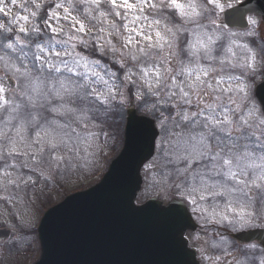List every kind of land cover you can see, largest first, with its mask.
<instances>
[{
    "label": "snow or ice",
    "instance_id": "1",
    "mask_svg": "<svg viewBox=\"0 0 264 264\" xmlns=\"http://www.w3.org/2000/svg\"><path fill=\"white\" fill-rule=\"evenodd\" d=\"M167 2L170 6L175 7L180 15H184L181 0H167ZM190 3L192 14L198 16L200 13L195 7V0H190ZM207 3L214 10H223V6L217 0H207ZM149 7L155 8L156 2H150V0H137L136 3L130 2V0H0V14L9 18L7 24L0 23V47L5 50L3 54H0V64L12 71L13 74H19L25 78L31 76L33 70L47 69L49 74H62V68L65 72L75 74L76 77L82 76L79 79L82 83H76L70 78L58 81L59 87L56 94L72 95L79 90H84L88 97L98 102L96 107L107 106L105 108L107 111V108L112 106L113 101L123 104L125 100L119 85L110 82L115 74L106 72L105 75L109 79H105V75H101L98 71H92V76L96 78V82L103 84L104 90L94 87L86 74L82 75L78 72L82 63L85 68H89L84 57L77 51L78 45L88 47L91 40H94L98 51L122 53L125 48H135L142 53L144 51L143 45H150L154 38L161 36L158 28L153 27V25H159L160 21L156 19L150 21L146 25L147 32L131 29L130 32H135L136 36L141 37L140 40H137L131 34H122V28L128 29L127 23L118 24L115 19H110V17L127 20L128 13L136 10L138 14L135 19L148 20V16L144 15V12L145 8ZM13 8H20L25 14L19 12L13 14ZM80 8H83L82 12ZM93 21L102 23L107 27L100 26L97 29V34L93 36L95 27L91 23ZM210 22L216 24L215 20ZM249 24L254 27L242 34L244 37H254L258 34V29L264 28V20L250 18ZM102 33H107L109 37L116 33L115 37L121 42L119 49L111 39L100 35ZM233 43L238 44V41L233 40ZM201 44H203L202 41ZM240 45L249 53L242 65L247 75H254L258 67L264 68V45L259 48L251 47L247 42ZM257 57L260 59L258 60ZM132 59H136L135 54H133ZM94 63L99 65L98 61ZM89 70L91 71L90 68ZM185 71L187 72L188 69L186 68ZM140 72L144 88L148 90L149 96L157 97L159 103H168L167 100L160 99L162 94L155 87L159 82V69L141 68ZM150 72L152 75H149ZM133 75L137 74H126L124 81L126 83L132 82ZM207 76L206 71L198 74L195 77V82L203 84V77ZM176 84L177 81L172 77L169 87L172 88ZM209 87H214L218 94L213 95L211 101L206 95L201 94L197 97L195 105L192 103L190 93L185 91L183 85L176 88V91L183 97L181 101L183 106L180 107L175 103L171 106L177 109L180 120L184 122L194 121L204 129H218L220 132L229 135L233 131L250 130V134L257 138V142L264 145V113H258L254 107L243 104L247 100V84L244 82V75L242 74L240 77L229 76L227 83L223 77H217L209 83ZM4 92L5 89L0 87V108H6L9 112L7 122L4 123L5 126L0 127V139H6V143L0 144V161H2L0 162V190L7 191L12 186L18 188L21 183L27 185L31 182V176L25 179L16 173V168L21 165L22 159L24 164L21 168L39 169L40 175L44 176L45 169L41 165L45 163V153L49 166H59L66 159L70 161L79 156L80 146L84 148L85 152L91 147L93 141L91 133L88 134L87 140L78 137L79 146L62 147L64 140L56 135L54 129L42 128L36 130L34 134H29L24 122L11 124L16 119L14 113L19 111L20 106L14 105L10 99H6L3 95ZM173 94L171 91L167 93L169 96ZM137 98L143 99V93L138 91ZM230 105L232 107H229ZM190 106H194L195 110H192ZM242 109V115L234 118L233 113L240 112ZM68 110L74 109L69 108ZM77 119H87L86 110H81ZM234 124L235 128H233ZM8 131L11 134H8ZM193 136L194 142L191 147L195 155L199 157L212 153L209 157L210 160L221 159L227 168L226 175L230 176L235 184L241 186L243 201L238 207H233L231 204L227 205V212L232 213V215L221 212L218 214L219 219L216 222L227 221L228 223L239 224L243 229L256 218L264 217V155L253 158L252 153L246 150L237 156V160H243L244 164L237 163L234 165L231 157L224 154L230 152L234 145H229L227 148L214 145L212 139L205 132L193 133ZM68 153H72V155L68 156ZM249 168L259 169V171L254 173L251 178H246ZM175 186L179 188L180 184ZM181 194L186 195V198L195 204L194 198L183 192ZM201 199H203V194H201ZM212 247L220 249L221 254L205 255L204 259L208 260L209 264H223L222 257L233 256V253L228 250V242L223 237L219 241L213 242ZM256 247L255 244L243 245L240 257L233 256L231 264H243L242 258H247L243 249L254 250ZM256 259L259 264H264V249Z\"/></svg>",
    "mask_w": 264,
    "mask_h": 264
},
{
    "label": "clouds",
    "instance_id": "2",
    "mask_svg": "<svg viewBox=\"0 0 264 264\" xmlns=\"http://www.w3.org/2000/svg\"><path fill=\"white\" fill-rule=\"evenodd\" d=\"M182 4L183 16L175 7L170 6L167 0H156V7L148 8L149 14L158 17L156 20L160 21L159 25H153V27L158 28L161 36L154 38L150 45H143L144 51L142 53L135 48H125L122 53L101 50L105 55L113 57L119 53L121 61L124 62L122 66H127V62L130 61L131 67L128 68V71L137 74L136 83L143 88L141 68H158L160 76L155 87L162 94L160 99L168 101V103H160L162 107H167L173 103L180 107L183 106L181 104L183 97L176 91L180 85H183L185 91L190 93L192 103L195 105L197 97L201 94L206 95L210 101L213 95L218 94L214 87H209V83L215 78L223 77L227 83L228 77L234 76L233 73L236 71L246 74L242 65L249 53L240 44L233 43V40L244 37L242 34L246 32L232 33L212 24L210 21L214 20L212 17L215 15V10L208 5L207 0H195V7L200 13L198 16L192 14L190 0H183ZM174 17L179 19L178 24L173 22ZM185 34H187V42L181 47L178 41L183 39ZM115 35L116 33H113V36ZM210 37L211 39H209ZM117 49H119L118 46ZM4 51L0 47V54H3ZM133 54H135L136 59H132ZM16 55L18 56V54ZM186 68L188 69L187 72L185 71ZM205 71L208 76L203 77L204 83H196L195 77ZM69 74L68 72L49 74L45 69L33 70L28 78L13 74L14 78L19 81V87L9 90V99L14 105L20 107L19 111L14 113L16 119L11 124L14 125L22 121L28 131L51 128L55 130L58 137L64 140L62 147L77 146L79 134L73 125L79 120L75 110L67 109L59 112V115L64 119L63 124H56L55 120L42 122L40 118L43 110L49 108L52 100L57 97L71 99L74 102L80 101L85 106L91 104V98L85 94L84 90H79L72 95L56 94L59 87L58 81L70 78L76 83H82L76 76ZM149 75L152 73L150 72ZM172 77L175 78L177 84L170 88ZM194 84L195 87H193ZM170 91L174 93L171 96L167 95ZM145 94L149 95L147 89ZM96 110L99 111V108L97 107ZM52 111L58 110L52 109ZM242 113L243 109L240 112H234V118H238ZM8 115L9 112L6 108H0V123H6ZM177 115L179 116L178 112ZM187 123L188 132L166 146L164 159L167 164L177 169L176 175L182 177L179 183L180 187H176L177 190H182L186 194H199L198 198L195 199L194 205L196 207L193 208V211L201 214L205 224L211 225L217 223L219 213L227 211V205L231 204L233 207H238L243 201V194L240 191L241 186L233 183L232 178L226 175L227 168L221 159L210 160L209 157L212 153L199 157L195 155L191 147L194 142L193 133L205 132L212 139L214 145H220L223 148L234 145L230 152L224 153L231 157L234 165L237 163L244 164L243 160H237V156L246 150L252 153L253 158L264 155V145L257 142V138L250 134V130L233 131L229 135L220 132L218 129H204L194 121ZM233 128H235V124ZM8 134H11L10 131ZM2 143H6V139H0V144ZM46 157L47 154L45 153L44 159ZM257 162L259 161L257 160ZM182 163L184 166L181 168L180 164ZM23 164L24 160L22 159L21 165L18 167L21 168ZM194 164L196 167H193ZM258 171L259 169H247L246 178H251ZM201 194H203V199H201ZM226 226L233 230L241 229L239 224L228 223ZM255 227L257 225L253 221L243 229ZM259 227L264 229V223L260 224ZM243 251L247 254V258H242L243 264H259L256 257L262 254L261 248L243 249Z\"/></svg>",
    "mask_w": 264,
    "mask_h": 264
},
{
    "label": "rangeland",
    "instance_id": "3",
    "mask_svg": "<svg viewBox=\"0 0 264 264\" xmlns=\"http://www.w3.org/2000/svg\"><path fill=\"white\" fill-rule=\"evenodd\" d=\"M225 1L226 0H217L223 8L225 7ZM130 2L136 3L137 0H130ZM150 2H156V0H150ZM181 2H183V0H181ZM12 11L13 14L17 12L25 14L20 8H13ZM80 11L82 12L83 8H80ZM121 11L123 10L121 9ZM220 11L221 10L216 9V16L212 17V19L218 20L220 18ZM137 14L136 10H132L128 13L127 20L115 17H110V19H115L118 24L127 23L128 29L122 28V34H131L135 36L137 40H140L141 37L136 36L135 32H130V30L137 29L147 32L146 25L150 21L158 19V17L150 15L148 8H145L144 12V15L148 16V20L142 18L135 19ZM8 19V17L0 14V23L7 24ZM173 22L176 23L174 20ZM91 23L95 25L93 36L97 34V29L100 26L107 27L95 21ZM109 31H111V29H109ZM100 35L105 36L107 39H111L118 47L120 46L121 42L117 37H109L107 33H102ZM152 35L154 37V32ZM183 40L182 47L187 42V34L184 35ZM237 41L238 44H242L241 37L237 38ZM178 43L180 44L181 40L178 41ZM248 43L252 47L250 42ZM77 51L81 53L91 69L90 71L89 68H85L82 63L78 72L82 75L86 74L89 82L99 90H104V86L102 83L96 82V78L92 76V71H98L101 75H105L106 72L114 73L115 76L110 82L119 85L120 91L125 97L124 103L121 104L118 101H113L112 106L108 107L107 111H105L107 106H101L99 111H97L96 105L98 102L92 98L91 104L85 106L80 101L74 102L71 99H61L57 97L52 100L49 108L43 110V114L40 117L41 121L55 120L56 124L64 123V119L59 115V112L71 108L79 115L81 110H86L87 119L79 120L73 127L76 128L79 137L83 140H87L88 134L91 133L93 135V141L87 152L80 146L79 156L74 157L70 161L66 159L65 162L61 163L59 166H49L46 157L45 163L41 165V167L45 169L44 176L40 175L39 169L30 170L28 168H16L17 174L23 176L25 179L31 176L32 179L27 185L21 183L18 188L12 186L7 191L1 190L0 192V226L4 225L9 228L14 227L19 231L18 235H12L8 243L0 245V264H30L36 261L39 257L40 249L38 240H36V235L33 234V229L42 216L41 212L44 211L43 207H47L46 205L43 206L44 196L53 192L50 203L59 202L67 195L66 193H72L75 190L94 185V183L100 179L112 159L115 158L121 150L126 109L130 102H134V105L138 108V112L155 117L156 126H158L159 129L156 154L153 157L154 159L148 163L142 171L144 182L139 190L136 202H145V200L151 196H155L158 200L160 199L164 202L169 201L171 197H177L179 199L183 198L190 206L192 205L191 200L186 198V195H182V190H177L175 186L180 183L182 177H178L176 175L177 169L167 164L164 159L166 146L188 132V123L180 120V117L177 115V109L173 108L171 105L162 107L157 97L146 95V88L140 87V85L136 83L137 75H133L132 82L130 83L124 81L125 75L130 73L128 68L131 67V62L128 61L127 66H122L124 62L121 61L119 53H117L115 57L105 55L102 51L96 50V42L94 40H91L88 47L78 45ZM95 61H98L99 65H96L94 63ZM258 69L260 70L259 67ZM45 70L48 71L47 69ZM61 71L62 73L65 72L63 68ZM69 75L74 76L75 74ZM233 75L240 77L242 73L236 71ZM243 75L244 82L247 84V100L244 101L243 104L248 107H254L258 113H263L258 107V104L255 103L256 101L251 93V84L258 80L260 75L257 76V71L254 75ZM77 78L81 79L82 76ZM105 79H109V77L105 75ZM0 87L5 89L3 95L6 99H9L7 88L4 87L3 84H0ZM138 91L143 93V99L137 98ZM190 107H192V110H195L194 106ZM52 109H57L58 111H52ZM107 118H109L108 122L106 120ZM4 126L3 123H0V127ZM36 130L38 129L30 130L29 134H34ZM71 155L72 153H68V156ZM183 166V163L180 164L181 168ZM193 167H196V165L194 164ZM56 186L60 189L53 188ZM61 186H63V190ZM23 188H26V191H23ZM48 189H50V192L46 194L45 191H48ZM51 189L54 190L51 191ZM37 195H39L38 199ZM187 195L194 199H197L199 196L198 193ZM226 214L232 215V213L227 211ZM194 241L195 238L192 240L195 244ZM205 254L209 256L217 255L214 251H207ZM205 263L209 264L207 262Z\"/></svg>",
    "mask_w": 264,
    "mask_h": 264
},
{
    "label": "water",
    "instance_id": "4",
    "mask_svg": "<svg viewBox=\"0 0 264 264\" xmlns=\"http://www.w3.org/2000/svg\"><path fill=\"white\" fill-rule=\"evenodd\" d=\"M247 10L264 16V0H246L226 12V22L234 24L230 17L238 13L242 19L240 13ZM254 90L264 112V80ZM127 117L123 150L99 183L43 215L38 226L41 255L34 264H199L184 237L196 225L182 201L134 202L142 184L140 169L154 153L158 131L153 119L137 115L133 106ZM8 234L1 229L0 241ZM233 237L259 241L264 248V230Z\"/></svg>",
    "mask_w": 264,
    "mask_h": 264
},
{
    "label": "flooded vegetation",
    "instance_id": "5",
    "mask_svg": "<svg viewBox=\"0 0 264 264\" xmlns=\"http://www.w3.org/2000/svg\"><path fill=\"white\" fill-rule=\"evenodd\" d=\"M240 1H243V0H226L225 1V4H224L225 7L223 8V10L220 11L221 12L220 18L218 20L217 19L215 20L217 27H219L217 25V22L222 19V17H221L222 12L225 9L233 7L235 4L239 3ZM230 5H231V7H229ZM215 16H216V14L213 17H215ZM240 16H242V15L240 14ZM250 18L256 19V20H264V18L261 15H259L258 13L257 14L249 13L246 16L247 28L245 30H242L239 28H229L226 30H228L229 32H232V33L247 32L254 27V26L249 24ZM230 21L233 23L235 22L234 18ZM257 32H258V34L254 37H241L242 38V44L246 43V42L247 43L250 42V44L254 48H259L261 45H264V28L258 29ZM257 58L260 59V57H257ZM0 65H1L0 66V80H3L5 82L7 76H6V73L3 69L2 64H0ZM13 78H14V76H13ZM15 80H16L15 86L13 88L8 89V91L11 89L17 88V79L15 78ZM257 207H259L258 204H257ZM194 216H195V220L199 226L195 230L196 234H197V242H198L197 244H195V247H196V252L198 254L200 263L206 264L205 262H208L206 259H204V256L206 255L205 253L207 251H209V252L210 251H214V252L216 251L217 255L221 254L220 249H214L212 247L213 242L219 241L221 237H223L228 242V244H229L228 250L233 253V256L239 258L241 251H239L238 249L242 248V246L237 244V242L235 243L231 240L230 236H231V233L234 232V230L231 227L226 226V225H228L227 221H223L222 223H213L211 225H207L203 222L200 213L195 212ZM254 221H255L257 227L238 229V230L260 228L259 225L264 223V217L256 218ZM191 235H192L191 233H187L189 242H190ZM202 250H203V252H202ZM233 256L222 257L223 264H231Z\"/></svg>",
    "mask_w": 264,
    "mask_h": 264
}]
</instances>
